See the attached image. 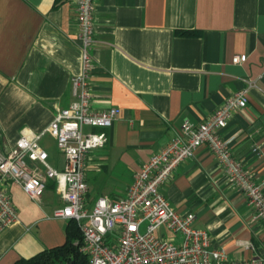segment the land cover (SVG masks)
Here are the masks:
<instances>
[{
    "label": "crops",
    "instance_id": "crops-1",
    "mask_svg": "<svg viewBox=\"0 0 264 264\" xmlns=\"http://www.w3.org/2000/svg\"><path fill=\"white\" fill-rule=\"evenodd\" d=\"M77 32L76 0H0V152L11 151L22 134L41 133L57 109L73 102L71 79L80 73L82 55ZM91 55V108L120 113L110 128H85L107 136L85 162L87 209L99 198H124L134 174L184 122H204L236 93L245 94L246 106L219 135L231 140L232 157L253 182H262L264 0H96ZM235 56L246 58L233 63ZM40 144L48 164L62 170L55 140L46 134ZM4 187L18 221L0 234V264L65 243L69 220L52 217L63 204L53 180L37 201L17 185ZM160 193L175 212L195 215L211 249L231 261L264 257V222L204 145ZM157 235L176 244L182 238L164 230Z\"/></svg>",
    "mask_w": 264,
    "mask_h": 264
},
{
    "label": "built area",
    "instance_id": "built-area-1",
    "mask_svg": "<svg viewBox=\"0 0 264 264\" xmlns=\"http://www.w3.org/2000/svg\"><path fill=\"white\" fill-rule=\"evenodd\" d=\"M94 1L76 0L77 39L82 55L80 73L71 79L73 102L57 109L41 133L22 134L11 151L0 152V234L18 221L4 184L17 185L31 200L37 201L47 181L53 180L55 193L63 204L52 217L77 223L87 264H264V257L231 261L223 250L211 249L207 232L194 226L195 215L175 212L160 193L177 167L204 145L217 160L228 183L246 197L255 209L256 218L264 222V179L253 182L250 172L232 157L231 140H223L219 135L232 114L246 106L244 93L227 97L219 109L198 125L184 122L180 133L134 174L124 198L117 201L99 198L91 209L86 208L87 155L102 148L107 136L104 132H85V128H110L120 113L116 107L100 111L91 108ZM245 58L235 56L232 62L241 63ZM46 134L55 140L64 158L62 170L52 168L47 162V152L40 144ZM28 162L36 166L31 169ZM159 230L181 235V242L176 244L172 239L160 237Z\"/></svg>",
    "mask_w": 264,
    "mask_h": 264
},
{
    "label": "trees",
    "instance_id": "trees-1",
    "mask_svg": "<svg viewBox=\"0 0 264 264\" xmlns=\"http://www.w3.org/2000/svg\"><path fill=\"white\" fill-rule=\"evenodd\" d=\"M63 0H56L57 3ZM178 35L190 36L189 31H178ZM65 243L59 247L38 253L29 259H19L14 264H87L88 258L81 251L82 234L74 220H69L65 229Z\"/></svg>",
    "mask_w": 264,
    "mask_h": 264
},
{
    "label": "rangeland",
    "instance_id": "rangeland-1",
    "mask_svg": "<svg viewBox=\"0 0 264 264\" xmlns=\"http://www.w3.org/2000/svg\"><path fill=\"white\" fill-rule=\"evenodd\" d=\"M140 231H141V232L144 231V225L140 228Z\"/></svg>",
    "mask_w": 264,
    "mask_h": 264
}]
</instances>
